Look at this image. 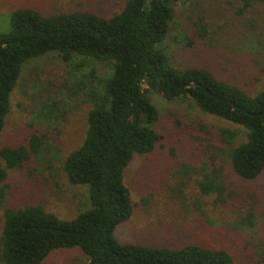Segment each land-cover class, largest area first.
<instances>
[{
  "label": "trees",
  "instance_id": "16d2710c",
  "mask_svg": "<svg viewBox=\"0 0 264 264\" xmlns=\"http://www.w3.org/2000/svg\"><path fill=\"white\" fill-rule=\"evenodd\" d=\"M260 5L264 0H127L120 12L108 17L91 11L46 15L31 7L13 11L9 29L0 32V134L29 61L56 52L70 66L103 64L107 74L92 69L90 89L81 82L76 83L80 89H74L67 79L48 86L51 94L41 96L37 111L38 123H54L56 128L70 112L69 101L83 96L93 104L85 139L63 164L69 182L88 189L87 203L77 216L61 218L40 204L5 205L9 171L33 157L42 158L50 149L47 133L31 135L28 145L0 146V263L42 264L54 251L79 248L87 256L81 264H235L224 249L120 243L115 231L134 211L124 181L126 167L135 155L151 153L163 137L155 129L160 114L150 92L172 101L191 99L204 112L245 127L247 139L232 150L231 168L249 180L264 174V87L250 94L205 65L175 64L165 47L179 9L195 29L181 33L189 47L200 38L212 40L214 10L223 16L229 11L254 29ZM63 92L66 97L59 99ZM221 133L231 142V130ZM218 169H204L199 180L202 195L224 197V187L214 175Z\"/></svg>",
  "mask_w": 264,
  "mask_h": 264
},
{
  "label": "rangeland",
  "instance_id": "374dc122",
  "mask_svg": "<svg viewBox=\"0 0 264 264\" xmlns=\"http://www.w3.org/2000/svg\"><path fill=\"white\" fill-rule=\"evenodd\" d=\"M126 2L0 0V32L9 29L8 16L21 7H31L46 15L91 11L108 17L120 12ZM180 8L186 9L182 5ZM181 9L165 42L175 64L205 65L218 77L250 94L264 87V5L256 9L254 29L229 11L223 16L214 10V23H210L212 40L200 38L189 47L182 42L181 33L193 31L194 27L182 16ZM92 69L97 70V75L107 74L103 64L70 66L56 52L25 65L12 95L0 146L28 145L31 135L47 133L50 149L42 158L33 157L22 168L9 171L6 206L40 204L65 219L74 218L85 207L88 189L72 185L63 164L85 139L87 114L93 104L83 96L69 101L70 112L55 124L56 128L54 123H38L37 111L41 96L51 94L48 91L52 88L48 86L52 84L67 79L74 89H80L77 82L87 83L90 89ZM62 97H66L65 92L58 95L59 99ZM150 98L159 109L155 129L163 137L151 153L135 155L125 169L124 181L131 192L134 211L129 220L117 226L118 241L168 248L199 244L228 251L235 264H264V174L249 180L237 176L231 168L232 150L246 141L247 129L204 112L191 99L172 101L155 91L150 92ZM223 130L232 131L231 142L224 140L229 139L221 133ZM0 165H4L1 158ZM213 166L219 168L214 175L224 187L222 199L215 193L202 195L200 191L204 169ZM3 207L0 204V234ZM86 259L79 248L60 249L42 264H81Z\"/></svg>",
  "mask_w": 264,
  "mask_h": 264
}]
</instances>
